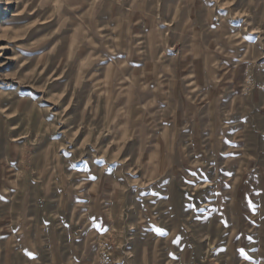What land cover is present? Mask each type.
I'll return each mask as SVG.
<instances>
[{"label":"rangeland","instance_id":"obj_1","mask_svg":"<svg viewBox=\"0 0 264 264\" xmlns=\"http://www.w3.org/2000/svg\"><path fill=\"white\" fill-rule=\"evenodd\" d=\"M0 264H264V0H0Z\"/></svg>","mask_w":264,"mask_h":264}]
</instances>
